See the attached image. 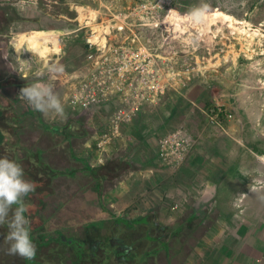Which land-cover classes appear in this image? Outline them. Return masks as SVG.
<instances>
[{"label": "rangeland", "instance_id": "rangeland-1", "mask_svg": "<svg viewBox=\"0 0 264 264\" xmlns=\"http://www.w3.org/2000/svg\"><path fill=\"white\" fill-rule=\"evenodd\" d=\"M201 3L210 7V24L191 21L186 23L189 26L185 33L172 28L174 25L168 21L172 15H189ZM227 16L232 17L233 26ZM115 18L121 20L122 30L114 29V25L120 24ZM84 20L89 21L88 27L84 26ZM99 24L102 28L112 26L111 40L121 36L122 42L140 41L149 50H169L170 67L181 69L188 82L184 88L171 89L164 98L170 100L171 106H176L173 112L179 110L187 118L203 120L210 126L205 111L224 105L233 112V118L220 129L226 131L227 127L233 142L241 143L246 153L251 155L252 151H258L264 156V0H0V108L11 121L15 119L10 127L1 126L13 134L12 142L19 143L12 154L24 171L28 172L33 165L31 161L38 157L43 170L49 168L57 172L50 184L46 180L34 192V200L39 204V211L35 212L39 222L37 234L44 233L53 239L49 247L40 251L37 264H76L79 253H82V261L78 264H172V248L168 249L170 258L159 253L167 242L176 249L178 234L172 228L177 230L182 225H176L178 213L174 211L166 217L159 210L153 212L152 206L142 211L144 204L136 200L130 203L121 196L122 189L127 195L125 190L131 188H126L125 178L122 184L117 179L99 181L88 169L123 158V151L133 150L134 144L139 145L138 141L145 143L143 138L151 150H155L154 144L149 143L153 134L144 132L142 120L138 118L124 130L110 151L112 154L101 163L97 136L88 129L87 116L71 112L60 80L48 71L58 60L56 66L77 68L85 58L86 39L97 31ZM41 30L54 31L59 43V49L57 47V51H51L47 57L29 49V43H22L21 39ZM41 69L42 82L53 85L61 98L66 119L34 111L18 97L17 85L34 82L35 73ZM155 114L157 112L153 111ZM149 121L151 126H159L158 122L153 123V118ZM71 122L77 124L75 127L82 135L69 136L54 131ZM181 126L193 132L187 124ZM144 128L148 130L146 125ZM138 136L143 137L142 140H138ZM206 138L208 140V134ZM121 143L123 149L117 152ZM156 150L159 154L160 147ZM171 169L178 172L176 168ZM258 206L264 208V199ZM29 219L32 223V218ZM255 221L260 226L258 231L264 229L260 218ZM253 226L251 223L250 227ZM0 229L2 243L7 227ZM37 237L43 238L42 235ZM258 238L256 233L254 241ZM4 247L0 246V264H24V259L7 255ZM145 251L150 254L142 255Z\"/></svg>", "mask_w": 264, "mask_h": 264}, {"label": "crops", "instance_id": "crops-1", "mask_svg": "<svg viewBox=\"0 0 264 264\" xmlns=\"http://www.w3.org/2000/svg\"><path fill=\"white\" fill-rule=\"evenodd\" d=\"M169 101L164 99L147 111L151 115L146 112L139 118L144 132L153 134L149 143L155 148L160 137L187 124L193 132L186 129L199 138L198 146L186 164L174 173L156 148L152 151L146 138L138 136L137 139L143 138L145 143L138 141L139 145L134 144L133 150L125 149L124 155L121 154L123 158L128 155L126 159L132 163V168L117 178L121 184L125 178L126 188L131 187L125 190L128 196L123 193L124 189L121 196L130 203L136 200L144 204L142 211L152 206L153 212L159 210L166 217L174 211L178 213L176 225H182L177 230L172 228L178 234L176 249L165 242L166 246L159 253L170 258L168 249L172 248V264H264V229L258 231L260 226L255 221L260 218V225L264 226V208L258 206L264 197V156L254 149L256 152L252 151L251 157L241 143L233 142L227 127L223 131L206 125L203 120L193 121L194 118H187L179 110L174 113L176 106H171ZM153 111L157 112L155 116ZM152 118L153 123L158 122V127L151 126ZM120 146L119 149L118 144L117 152L123 149L122 143ZM250 188L256 191L251 192ZM153 201L155 204H151ZM193 214L198 215L190 218ZM251 223L255 226L250 227ZM256 233L257 242L254 241Z\"/></svg>", "mask_w": 264, "mask_h": 264}, {"label": "built area", "instance_id": "built-area-1", "mask_svg": "<svg viewBox=\"0 0 264 264\" xmlns=\"http://www.w3.org/2000/svg\"><path fill=\"white\" fill-rule=\"evenodd\" d=\"M117 21L120 24L114 25V29L122 30L121 20ZM84 22L88 27L89 21ZM111 28L99 24L97 31L87 37L85 58L77 68L63 67L62 73H51L60 80L71 112L87 116L88 129L97 136L101 163L112 154L110 151L128 126L159 105L171 89L177 90L188 83L181 69L170 67L169 50H149L140 41L122 42L121 36L118 41L111 40ZM38 71L43 73L42 69ZM205 114L212 124L221 128L233 118V113L222 105L209 108ZM158 145L164 163L178 170L190 158L196 140L180 127L160 137Z\"/></svg>", "mask_w": 264, "mask_h": 264}, {"label": "clouds", "instance_id": "clouds-1", "mask_svg": "<svg viewBox=\"0 0 264 264\" xmlns=\"http://www.w3.org/2000/svg\"><path fill=\"white\" fill-rule=\"evenodd\" d=\"M210 11L207 3H201L189 13L194 23H203ZM49 73L64 71L62 65H53ZM36 80L20 89L18 97L37 112L66 119L61 98L50 83L42 82L43 73H35ZM36 184L25 178L23 167L7 156L0 157V227L7 226V234L0 246L9 256L24 260H34L37 246L31 238L30 219L26 215L29 208L25 198L34 193ZM251 192L255 189L250 188ZM264 199V197H261ZM130 250V248H129Z\"/></svg>", "mask_w": 264, "mask_h": 264}, {"label": "trees", "instance_id": "trees-1", "mask_svg": "<svg viewBox=\"0 0 264 264\" xmlns=\"http://www.w3.org/2000/svg\"><path fill=\"white\" fill-rule=\"evenodd\" d=\"M1 107V105H0ZM13 119L12 121L9 119V117L4 115V110L0 108V157L7 156L8 158L14 160V156L12 153H15L17 151V147L19 143L12 142L13 134L10 132H7L4 127H2V124H5L10 127L12 123H14ZM74 122H71L67 127L65 128H56L54 131L58 134H66L69 136H80L82 135V131L80 129H77ZM8 127V128H9ZM10 129V128H9ZM54 129V128H53ZM83 130V129H82ZM17 145V146H16ZM18 163V162H16ZM33 165H31L27 171H24L26 173L25 178L35 182L36 187L41 186L45 181H48V184H50V180L54 179V177L57 175V172L54 169H42L41 164L42 162L38 161V157H34V160L31 161ZM41 163V164H38ZM19 164V163H18ZM36 165V166H35ZM132 168V163L130 160L121 158V159H112L106 162L105 164H102L101 166H98L97 168L88 167L92 175L96 176L99 181L104 180H115L122 176L125 172H127L129 169ZM46 177V178H45ZM36 194L30 193L28 197L25 198V202L29 208L28 213L26 215L28 218H32V223H30V230H31V238L33 242L37 246V255L34 260H24V264H37L39 262V256L40 251L43 250L45 247H49L53 243L52 238L46 237V234L39 233L37 234L39 222L36 218V211H39V204L35 202L34 197ZM36 198V197H35ZM33 215V217H32ZM124 221L123 218H118V221ZM126 221V220H125ZM141 221H145V219H141ZM127 222V221H126ZM36 224V225H35ZM6 228L7 226H2L0 228ZM1 230V229H0ZM38 235H42L43 238H38ZM147 252L142 253V255H146ZM150 254V253H149ZM80 258L75 260V263L78 264L82 261V253L78 254ZM19 258L18 256L15 257Z\"/></svg>", "mask_w": 264, "mask_h": 264}, {"label": "bare ground", "instance_id": "bare-ground-1", "mask_svg": "<svg viewBox=\"0 0 264 264\" xmlns=\"http://www.w3.org/2000/svg\"><path fill=\"white\" fill-rule=\"evenodd\" d=\"M84 17L85 16H83V19H84ZM227 20H229L230 21V25L233 26L234 22H233L232 17L227 16ZM168 21L171 22L172 26L174 25L172 28L175 27V29H177V30L179 29L180 31H184V33H185V31L186 32L188 31L187 29H188V26H189L188 24L186 25V23L191 22L192 19H191V17L189 15L174 14V15L171 16L170 20H168ZM210 22H211L210 21V16L208 14L206 16L205 20H204V23L210 24ZM168 25L170 26V24H168ZM169 28H171V27H169ZM210 31L211 30H209V32ZM206 32H208V31H206ZM55 36L56 35H55L54 31L51 32V31H42L41 30V31H33V32L29 33V34H26L21 39H23L22 43H25V42L29 43V46H30L29 49L31 48L34 51H38L42 57H47L51 53V51H57L59 49V47H58L59 43H58V40H57V36L56 37ZM56 48H57V50H55ZM16 49H18V48H16ZM211 66H213V64Z\"/></svg>", "mask_w": 264, "mask_h": 264}, {"label": "flooded vegetation", "instance_id": "flooded-vegetation-1", "mask_svg": "<svg viewBox=\"0 0 264 264\" xmlns=\"http://www.w3.org/2000/svg\"><path fill=\"white\" fill-rule=\"evenodd\" d=\"M3 17L5 18V16H4V13H3ZM1 28V27H0ZM31 83H33V82H28V83H23V84H21V85H17V88H18V90L20 91V89L22 88V87H25L27 84H31ZM184 88V87H183ZM218 106V105H217ZM224 106V105H223ZM224 107H226V106H224ZM227 108V107H226ZM229 109V108H228ZM230 110V109H229ZM231 111V110H230ZM232 112V111H231ZM233 113V112H232ZM208 118V117H207ZM209 119V118H208ZM210 121V120H209ZM225 122H228V121H225ZM224 122V123H225ZM211 126L212 125H214V126H217V125H215V124H212L211 122L209 123ZM182 128H184L183 126H181ZM217 127H219V126H217ZM178 128H180V127H178ZM219 128H221V127H219ZM224 128V127H223ZM222 128V129H223ZM177 129V128H176ZM187 132H189L186 128H184ZM175 130V129H174ZM173 131V130H172ZM170 133V132H169ZM190 133V132H189ZM191 134V133H190ZM193 137H194V135L193 134H191ZM165 136V135H164ZM195 138V140H196V145H195V148H196V146H198V144H199V139L198 138H196V137H194ZM155 145H156V143H155ZM157 147H159V145H158V142H157V145H156V148ZM194 151V150H193ZM192 155V154H191ZM131 254V253H130Z\"/></svg>", "mask_w": 264, "mask_h": 264}, {"label": "water", "instance_id": "water-1", "mask_svg": "<svg viewBox=\"0 0 264 264\" xmlns=\"http://www.w3.org/2000/svg\"><path fill=\"white\" fill-rule=\"evenodd\" d=\"M86 46H88V45H86Z\"/></svg>", "mask_w": 264, "mask_h": 264}]
</instances>
